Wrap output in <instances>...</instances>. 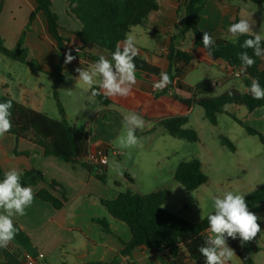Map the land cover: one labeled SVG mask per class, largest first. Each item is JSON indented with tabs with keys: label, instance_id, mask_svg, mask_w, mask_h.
I'll return each instance as SVG.
<instances>
[{
	"label": "crops",
	"instance_id": "0c3cea01",
	"mask_svg": "<svg viewBox=\"0 0 264 264\" xmlns=\"http://www.w3.org/2000/svg\"><path fill=\"white\" fill-rule=\"evenodd\" d=\"M52 1L54 11H57L56 4H60V25L65 29L62 33L67 40L64 53L66 55L70 52L75 57L71 63L63 64V72L66 70L67 73H70L75 80L72 81L73 87L85 93L88 98L85 103L86 106L98 103L94 104L95 125H85L86 127L83 130L90 136L91 148L117 151L114 149V144L117 136L123 130L122 120L124 115L121 112L122 109L140 114L146 103L152 100L160 101L162 92L172 95V91L178 89V87L185 91L192 87L185 80L186 74H183L174 80L172 87L174 89H167L166 92L164 90L154 92V82L136 71L137 82L133 86L132 94L127 98L111 97V105H102L91 94V89L82 82H77L75 78L78 73L75 72V69L78 67L87 69L95 62L88 56V53L95 57L104 55L107 58L108 53L86 48L82 49V53H76L75 48L81 46V44L83 45V43L73 35V32L80 30L81 27L77 21L67 14L69 0ZM158 1L160 10L150 16L145 29L154 30L159 33L160 37L164 36V39L155 50L145 46L136 45V47L139 50V57L153 65L161 66L166 71L169 69L166 59L172 46V40L178 37V32L175 33L174 29L182 21L184 9L180 8L179 0ZM36 8L37 3L35 0H5L0 17V32L7 48H16L29 23L30 16ZM241 17L248 18L253 24V30L264 35V0H208L200 14L198 28L203 32H209L214 38L234 41L237 39L231 37L228 28L231 23L238 22ZM40 21L44 25L42 31L38 29ZM165 29L171 32L164 33ZM139 36L142 37L143 33H140ZM178 39L180 41L184 40L182 38ZM26 45L29 48V58L37 60L45 71L52 73L57 69L59 64L57 44L49 33L47 20L43 13H39L32 31L27 33ZM176 48L189 52L194 56V61L189 67H195L194 63L196 61L198 63L203 61L211 65H217L229 75H231L230 71H234L221 59L209 55L205 49L195 47L194 51H189L184 49L182 45ZM198 58L200 59L198 60ZM230 82L228 76L221 81L223 86ZM213 85L217 86L218 83ZM95 86H98V83L93 87ZM232 88L235 87L232 85ZM236 89L245 92L237 87ZM82 109L86 108L83 106ZM34 110L38 111V109ZM258 110H261L259 113L264 114V109ZM163 120L159 122L160 125ZM16 151L29 155H16ZM0 166L4 172L16 168L21 170L23 174L36 169L41 172L47 182L31 186L35 193V199L32 205L26 209L27 214L22 217H13L18 232L6 248H0V264H25L26 255L38 260L40 254L45 255V259L39 260V264H156L154 254L160 253L143 247L135 249L129 256L121 255L125 250L124 243H129L132 240L131 231L126 224L114 220L101 204V200H115L120 193H123L120 191L121 187L114 190L108 184L101 182L83 165L65 162L54 156H47L41 146L29 140L21 139L17 141L14 136L7 133L3 138H0ZM104 170L107 180L111 169L107 166ZM98 172L100 173V171ZM126 178L129 183L135 184L132 178ZM51 182L58 184L56 192L50 187L49 183ZM41 190H48L58 199L65 200V206L61 210H56L50 203L40 200L37 194ZM159 190L156 189V191ZM252 212L256 214L264 213V204L256 206ZM0 213H3L2 209H0ZM97 219L108 220L110 230L106 231L101 225L97 224L95 222ZM237 239L239 241V238ZM243 247L250 256H252L253 251H261L255 246L254 240L247 242ZM162 258L165 259L163 256ZM166 262L169 264L167 260ZM161 264H165V261L163 260Z\"/></svg>",
	"mask_w": 264,
	"mask_h": 264
},
{
	"label": "trees",
	"instance_id": "16d2710c",
	"mask_svg": "<svg viewBox=\"0 0 264 264\" xmlns=\"http://www.w3.org/2000/svg\"><path fill=\"white\" fill-rule=\"evenodd\" d=\"M35 1L37 8L31 14L29 23L15 49L6 47L0 32V54L54 79V97L58 101V107L64 119H51L47 114L31 109L9 95L0 94V102L11 100L13 103L11 109L13 126L7 134L14 136L17 141L29 140L41 146L47 156H54L65 162L81 164L91 172L99 170L100 173H97V178L106 184L104 168L93 167L86 162L90 149L89 134L67 121L66 111L59 101L58 90L64 83V49L67 40L62 32L65 29L60 25V17L53 9L52 0ZM207 2L208 0H186L183 5V20L176 25L177 38L185 39L189 33H194L196 37L194 46L202 49H205L202 41L203 31L198 28V21ZM4 5L5 0H1L0 17ZM159 10L158 0H69L67 14L81 27L80 30L73 32V35L83 43L81 48L105 51L108 53V58L111 59V53L115 50L117 42H123L134 28L145 27L150 16ZM39 13L45 15L49 33L57 44L59 64L52 73L45 71L37 60L29 58V48L26 45L27 33L32 31ZM212 38L215 45L209 55L221 59L235 71L239 70L241 65L238 58L239 53L247 51L250 56L253 55L251 49L241 48L243 41L250 37L242 36L234 41L214 38L213 36ZM205 50L208 52L207 49ZM88 56L95 61L99 58L89 53ZM166 60L169 69L164 71L161 66L153 65L138 55L135 58L136 71L145 75L148 80L155 82L159 80L162 71L168 73L172 82L166 86L165 92L173 87V82L178 76L184 74L186 68L194 61V56L189 52L177 49L174 40H172V46ZM255 61V64L248 68L246 73L239 75L243 80L245 92L232 88L219 96H215L216 86L207 81L187 89L192 95L190 99L180 97L177 99L189 110L193 106L202 107L206 119L215 126L218 124L219 115L232 117L235 122L245 128L249 135L258 137L264 147V135L260 131L246 126L227 109L229 106L246 107L251 113L258 109H264V100H254L246 91L252 78H258L260 84L264 86V59L255 57ZM94 88L99 90L98 86ZM94 97L104 106L112 104V100L105 98L102 94ZM189 122L188 115H180L164 119L161 125L172 137L198 142V133L193 129L186 128ZM221 145L231 152L237 150L234 143L225 137L221 138ZM15 154L29 155L21 154L18 151ZM4 173L0 166V179H3ZM175 180L189 191H196L208 183L203 166L197 160L181 163L175 172ZM21 182L23 186H36L41 182L47 183L41 172L36 169L25 172L21 177ZM49 185L54 192L57 191L58 184L56 182H51ZM37 197L53 205L56 210H61L65 206V200L58 199L48 190H41ZM170 197L171 193L168 190H159L148 195L128 191L120 193L115 200H101V204L107 209L109 215L114 220L126 224L131 231L132 240L129 243H124L125 250L122 252V256H129L135 249L143 247L150 251H158L169 264H189V262L204 264V258L199 253L198 248L204 244L208 234L207 217L200 223H193L167 211L164 207ZM246 201L250 211L256 206L264 204V187L249 194ZM95 222L106 231L110 230L108 220L97 219ZM261 236L262 232L253 240L255 241ZM228 244L243 264H256L238 239L229 238Z\"/></svg>",
	"mask_w": 264,
	"mask_h": 264
},
{
	"label": "rangeland",
	"instance_id": "374dc122",
	"mask_svg": "<svg viewBox=\"0 0 264 264\" xmlns=\"http://www.w3.org/2000/svg\"><path fill=\"white\" fill-rule=\"evenodd\" d=\"M184 2L185 0L178 1L181 4L180 8H183ZM56 8L58 12H55L59 15L60 4H56ZM43 27L40 21L38 29L42 31ZM174 30L175 33L178 32L176 27ZM170 32V30H164V33ZM140 33H143L142 37L139 36ZM128 36L133 38L135 45L149 47L152 50H155L164 39V36L160 37L159 33L145 27H136ZM195 39L194 33H189L182 41L176 38L174 45L175 47L182 45L184 49L194 51ZM194 66L187 68L184 72L186 82L192 87L210 81L213 84L218 83L214 90L215 96L231 90L232 85L245 91L243 80L236 76L235 70L230 71L231 75H229L217 65L203 61L200 63L196 61ZM227 76L231 82L223 86L221 81ZM72 81H75L74 78L66 79L65 77L64 85L58 90L59 101L66 111L67 121L84 130L85 125H95L94 104L98 103L86 106L87 96L82 91L76 90ZM0 94H10L17 102L38 109L51 119H64L60 113L58 101L54 97L53 78L1 54ZM161 94L160 101L152 100L146 103L140 112L146 121L144 130L137 131L141 143L132 149L121 148L115 143L114 149L124 152L121 156H116L112 153L113 150H109L108 166L111 170L106 184L110 188L117 190V187H121V192L132 191L142 195L153 193L156 189L168 190L171 197L164 208L188 221L200 223L214 211L213 197L222 196L226 191L246 194L247 197L253 191L264 187V147L258 137L249 135L244 127L228 115H219L218 124L212 125L206 119L202 107L193 106L189 110L179 102L177 97L183 99L192 97L191 93L179 87L172 91V95L164 94V92ZM83 106L88 110L82 109ZM228 110L246 126L264 135V114L259 113L261 110L251 113L246 107L237 106H229ZM121 112L125 115L130 110L122 109ZM180 115L189 116L190 122L186 128L198 133V142L172 137L159 123L163 119ZM123 132L124 129L118 136ZM222 137L234 143L236 152H231L221 145ZM192 160L202 164L208 178V183L196 191L187 190L175 180L178 166ZM113 162L119 163V170L112 166ZM98 171L92 174L97 177ZM127 176L132 178L135 184L129 183ZM257 215L261 217L258 223L261 225L263 234L254 242L261 251H253L251 257L256 264H264V213ZM201 216L204 219H201ZM163 260L167 264L160 254H154L156 264H161ZM190 264L194 263L190 262ZM230 264L243 263L235 255Z\"/></svg>",
	"mask_w": 264,
	"mask_h": 264
},
{
	"label": "clouds",
	"instance_id": "9594fccd",
	"mask_svg": "<svg viewBox=\"0 0 264 264\" xmlns=\"http://www.w3.org/2000/svg\"><path fill=\"white\" fill-rule=\"evenodd\" d=\"M228 32L233 39L241 36L250 37L243 41L241 48L251 49L253 55L250 56L247 51L238 54L241 65L236 75L239 76L255 64V57L264 59V35L255 32L253 24L244 17L238 22L231 23ZM202 41L204 48L211 54L215 41L209 32H203ZM138 51L133 38L126 36L123 42H117L115 50L111 53V59L100 55L89 68H76L75 72L78 76L75 79L92 89L93 96L102 94L105 98H127L132 94L133 86L137 82L135 58ZM74 59L70 52L66 53L64 63H71ZM63 74L66 79L73 78L66 70ZM171 82L168 73L162 71L159 80L155 81L153 86L162 91ZM97 83L99 90L93 87ZM246 91L254 100H264V86L260 84L258 78L251 79ZM12 107L11 100L0 102V138L12 129ZM145 125L146 121L141 114L130 111L123 116L124 132L117 137L115 143L124 149L138 146L141 138L137 135V131H143ZM112 166L116 170L120 168L118 162H113ZM22 175L21 170L12 168L4 173L3 179H0V209L3 210V213H0V248H6L18 232L13 217L25 216L26 209L35 199L33 188L22 185ZM213 209L214 211L207 216L208 234L198 251L204 258V264H230L236 254L229 247L228 239L239 238L241 246L251 242L262 231L258 223L261 217L250 211L246 194L234 191H226L222 196L213 197ZM201 219L204 217L201 216Z\"/></svg>",
	"mask_w": 264,
	"mask_h": 264
},
{
	"label": "built area",
	"instance_id": "2783aa9c",
	"mask_svg": "<svg viewBox=\"0 0 264 264\" xmlns=\"http://www.w3.org/2000/svg\"><path fill=\"white\" fill-rule=\"evenodd\" d=\"M74 51L76 53H82L83 50L81 46H77ZM153 89H154V92L161 91V90L155 89L154 86H153ZM112 153L116 156L123 155V152H118V151H113ZM86 162L93 167L106 168L109 165V150L105 148H91L90 147L88 151V155L86 157ZM44 259H45V255L40 254L38 260L33 258L30 255H26L24 260H25V264H39V260H44Z\"/></svg>",
	"mask_w": 264,
	"mask_h": 264
}]
</instances>
